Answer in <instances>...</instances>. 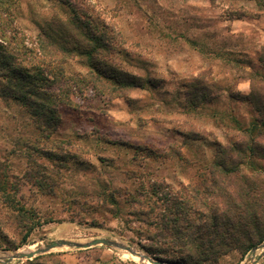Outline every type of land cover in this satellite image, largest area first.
Wrapping results in <instances>:
<instances>
[{
	"label": "rangeland",
	"instance_id": "1",
	"mask_svg": "<svg viewBox=\"0 0 264 264\" xmlns=\"http://www.w3.org/2000/svg\"><path fill=\"white\" fill-rule=\"evenodd\" d=\"M74 15L114 38L113 65L145 80L144 89L108 80L102 90L87 83L88 68L77 59L60 68L44 57V26ZM0 38L9 57L43 71L40 83L59 104L57 115L33 108L26 114L0 97V161L8 176L0 189L4 264H146L104 245L11 257L32 245L99 239L149 255L141 246L154 244L155 215L165 209L159 198L192 190L207 209L210 181L232 190L236 184L224 178L226 170L251 178L264 169L261 157L235 155L239 164L230 167L226 155L217 156L219 148L246 149L258 137L244 131L260 118L246 98L264 89V0H0ZM199 78L218 94L188 110L186 87ZM38 117L52 126L55 142L32 145L36 151L18 148V138L42 140ZM152 206L154 215L147 216ZM255 249L218 264H264V248Z\"/></svg>",
	"mask_w": 264,
	"mask_h": 264
},
{
	"label": "trees",
	"instance_id": "2",
	"mask_svg": "<svg viewBox=\"0 0 264 264\" xmlns=\"http://www.w3.org/2000/svg\"><path fill=\"white\" fill-rule=\"evenodd\" d=\"M40 38V51L44 57L53 59L52 62L57 61L60 68H64L63 65L74 59L85 65L88 68L85 75L88 84L96 85L102 90L108 89V80L122 89H144L147 86L141 77L113 65L114 38L94 29L92 24L78 15L67 20L53 17L44 26ZM0 39L7 42L6 38ZM33 68L24 67L9 57L6 47L0 44V97L8 98L15 105L24 107L27 109L26 114L33 108L38 113L44 111L57 115V99H53L50 91L40 83L43 71ZM57 73L51 70L53 79L57 78ZM186 88L188 110L197 109L218 94L216 87L207 83L204 78L191 82ZM248 97L246 99L255 104L260 118L253 123L251 131L246 129L244 132H249L250 135L255 132L258 137L252 138L246 149L240 145L233 147V150L219 148L217 156L226 155V162L230 167L239 164L235 155L246 159L264 158V89L254 90ZM38 120L37 128L42 140L37 138L31 144L18 138V148L36 151L38 147L33 148L32 145L55 142L50 135L52 126L42 124L47 122L44 117H38ZM34 122L36 123L35 118ZM50 157L63 160L66 155L56 158V154H53ZM238 170H226L224 173V178H233L236 184L232 190L222 187L216 179L209 182L210 186L206 190L209 196L207 209L200 208L204 206L203 196L195 195L192 190L184 194V198L180 195L177 196L179 198H159L158 201L163 203L165 209L160 215H155L153 223L157 233L151 238L154 244L141 248L152 258L170 264H218L220 259L233 252L244 257L260 245L264 241V169L253 173L251 178L242 175L241 170ZM3 173L0 161V189L5 191L8 176ZM154 208L155 206L150 208L147 216L154 215ZM35 227L27 229L24 240Z\"/></svg>",
	"mask_w": 264,
	"mask_h": 264
},
{
	"label": "water",
	"instance_id": "3",
	"mask_svg": "<svg viewBox=\"0 0 264 264\" xmlns=\"http://www.w3.org/2000/svg\"><path fill=\"white\" fill-rule=\"evenodd\" d=\"M65 245L77 247V248H85V249L92 248V247H95L98 245H104L108 248H116V249L128 252L132 256H139L142 261L147 260L151 264H170V263L165 262V261L154 259V258L150 257L149 255L141 254L136 249H133V248H130L127 246H123V245H121L115 241H111V240H107V239L93 240V241L85 243V244L74 243V242H65V241L60 240L58 242H54L52 244H49L46 248H39L35 252L16 253L14 256L11 257V259H19V260L32 259L37 255L47 253L48 251H51L52 249L59 248V247L65 246ZM261 248H264V242L260 246L256 247L255 251L258 249H261ZM4 263H8V262L0 261V264H4ZM245 264H249V263H245Z\"/></svg>",
	"mask_w": 264,
	"mask_h": 264
},
{
	"label": "bare ground",
	"instance_id": "4",
	"mask_svg": "<svg viewBox=\"0 0 264 264\" xmlns=\"http://www.w3.org/2000/svg\"><path fill=\"white\" fill-rule=\"evenodd\" d=\"M38 248L39 247L37 245H32V246H29L28 248H25L26 249L25 251L23 249V251L21 250L20 252H22V253L35 252L36 250H38ZM122 258L125 259V260L131 259V260H134L136 262L151 264L147 260L142 261L139 256H132V255L127 254V253H123L122 254Z\"/></svg>",
	"mask_w": 264,
	"mask_h": 264
}]
</instances>
